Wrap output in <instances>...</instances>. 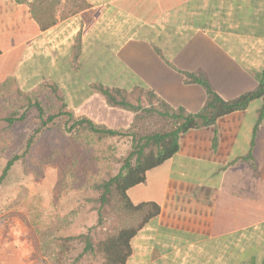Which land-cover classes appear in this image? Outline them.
<instances>
[{"label":"crops","instance_id":"1","mask_svg":"<svg viewBox=\"0 0 264 264\" xmlns=\"http://www.w3.org/2000/svg\"><path fill=\"white\" fill-rule=\"evenodd\" d=\"M68 9L62 0L42 29L28 4L0 0V83L33 91L52 82L76 114L108 124L118 111L127 125L133 111L96 85L195 113L207 92L186 74H203L225 99L262 78L264 0H86L62 16ZM128 195L160 212L124 264H264V97L182 134L178 152Z\"/></svg>","mask_w":264,"mask_h":264},{"label":"trees","instance_id":"2","mask_svg":"<svg viewBox=\"0 0 264 264\" xmlns=\"http://www.w3.org/2000/svg\"><path fill=\"white\" fill-rule=\"evenodd\" d=\"M18 1L30 6L42 29L57 22L62 0ZM67 4L69 9L62 12L64 17L84 8L86 0H67ZM186 77L189 82L200 83L207 92L205 105L195 113L183 107H172L151 92L136 94L96 85L95 89L109 104L133 111L132 122L125 128L112 127L89 116L76 114L55 83L44 82L33 91L21 88L14 79L0 83V92L10 94L12 106L21 101L23 104L20 107H27L22 115H18L13 108L7 114L0 110L1 130H9L22 122L28 116L27 110L35 108L40 129L56 125L73 140L94 148L97 173L102 171L103 165L111 162L118 164L116 168L108 165L104 175L96 174L89 186L94 192L89 200L95 202L99 218L97 224L87 231L61 234L70 224L75 209L65 218L51 217L44 224H41L43 218L37 214L38 221L35 220L34 226L39 251L49 264H124L131 253V239L160 212V206L155 202L133 203L128 190L145 182L149 170L160 166L178 152L182 134L215 125L221 116L246 109L252 100L264 97V72L255 88L230 99L216 92L203 74L196 77L188 73ZM43 101H47L48 105ZM34 137L35 134L30 136L20 153L8 158L0 173V186L15 163L29 157ZM114 141L129 142L126 155L119 158L114 154L109 155L113 152Z\"/></svg>","mask_w":264,"mask_h":264},{"label":"rangeland","instance_id":"3","mask_svg":"<svg viewBox=\"0 0 264 264\" xmlns=\"http://www.w3.org/2000/svg\"><path fill=\"white\" fill-rule=\"evenodd\" d=\"M9 95L0 92V110L7 114L13 108L22 115L27 107H20L21 101L12 106ZM27 111L25 120L9 130L0 129V173L8 158L20 153L35 134L29 157L17 161L0 186V264H49L39 251L34 226L37 214L44 224L51 217L65 218L75 209L62 235L78 234L96 225L99 217L95 202L89 200L94 196L89 186L96 174H105L108 165L114 168L118 165L115 162L103 165L97 173L93 147L73 140L56 125L40 129L37 110ZM106 117H109L106 124L116 128H125L132 122L126 125L129 118L118 111ZM112 146L113 152L109 155L114 154L116 158L129 150L127 141H114Z\"/></svg>","mask_w":264,"mask_h":264}]
</instances>
